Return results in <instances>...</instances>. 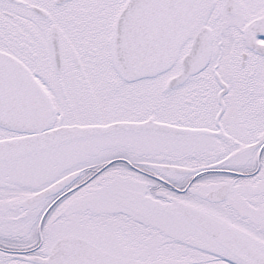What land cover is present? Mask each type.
<instances>
[{
    "label": "snow or ice",
    "instance_id": "obj_1",
    "mask_svg": "<svg viewBox=\"0 0 264 264\" xmlns=\"http://www.w3.org/2000/svg\"><path fill=\"white\" fill-rule=\"evenodd\" d=\"M0 264H264V0H0Z\"/></svg>",
    "mask_w": 264,
    "mask_h": 264
}]
</instances>
